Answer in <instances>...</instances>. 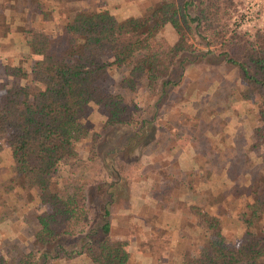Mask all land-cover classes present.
Instances as JSON below:
<instances>
[{"label": "trees", "instance_id": "trees-1", "mask_svg": "<svg viewBox=\"0 0 264 264\" xmlns=\"http://www.w3.org/2000/svg\"><path fill=\"white\" fill-rule=\"evenodd\" d=\"M10 1L4 9H30L45 21L49 5L61 0ZM240 1L152 0L123 19L108 9H71L63 21L68 34L64 51L52 49L44 23L22 28L24 45L35 56L29 67L2 65L0 153L8 154L10 169L0 185V221L11 217L10 193L26 195V202L36 197L44 208L29 228L30 244L0 239V264H48L80 254L89 264H128L129 242L112 232V220L128 200L113 191L120 190L118 179L130 189L132 182L148 178L162 190L155 198L158 207H174L187 191L198 196L189 207L203 227L196 234L201 241L181 264H264V24L238 29L231 15ZM165 24L173 28L175 40L154 48L152 41ZM211 65L224 69L210 71ZM191 68L201 74L189 77ZM228 69L244 87L225 83ZM213 82L218 86L210 91ZM222 85L227 89L223 94ZM140 86L147 95L137 102L127 92ZM192 89L199 95L195 100L186 98ZM231 94L257 104V122L249 128L246 146L220 122L221 102ZM184 100L194 108L192 123L184 124L181 115L164 121L167 109ZM91 103L106 111L98 129L84 121ZM113 128L128 130L125 141L100 149ZM185 134L196 167H178V152L171 151ZM83 140L93 173H74L69 165ZM135 149L138 157L127 154ZM142 158H147L142 166L136 165ZM213 175L220 179L208 191ZM197 184L204 192L196 193ZM92 186L103 196L99 210L90 200ZM236 203L243 205L237 218L245 232L232 243L220 212L227 205L235 209Z\"/></svg>", "mask_w": 264, "mask_h": 264}, {"label": "rangeland", "instance_id": "rangeland-1", "mask_svg": "<svg viewBox=\"0 0 264 264\" xmlns=\"http://www.w3.org/2000/svg\"><path fill=\"white\" fill-rule=\"evenodd\" d=\"M10 0H0L1 11H0V80L6 78L3 73L2 65L3 63H19L25 67H29L31 61L35 54H30L27 47L24 45L25 31L22 30L23 27H36L41 24H45V29L50 34V39L52 43V49L56 51H64L67 45L68 34L66 33L63 25V21L68 15L69 11L72 10H93V9H108L113 12L119 19H123L127 16L139 13L145 6H148L152 0H61L53 2L49 5L51 9L50 17L47 20H43L41 13H34L30 9L22 11L19 8H6L4 5H7ZM244 0H241L235 9L232 11L231 21L233 22V16L238 11V8L243 5ZM264 10L263 5L258 10V17L260 18L259 25L264 24ZM263 16V17H262ZM262 17V18H261ZM44 21V22H43ZM256 25L249 26L250 28L255 27ZM243 30V29H242ZM176 34L173 28L169 24H165L159 30L158 37L152 41V46L158 49H164L169 46L175 40ZM209 62L215 61V59L210 58ZM210 65V64H209ZM219 69L222 72L224 69L221 66L218 68L215 65H211V70ZM199 68L189 69L187 75L194 78L196 75H200ZM207 71V72H210ZM227 80L225 83L230 82V85H235L237 88L244 87V82L239 80L237 73L234 70H229L226 74ZM218 84L213 82L209 86V90H214ZM228 87V85H227ZM219 88V87H218ZM222 94L226 92L227 89L222 85ZM229 88V87H228ZM196 89H192L189 95L190 100H195L199 95L196 93ZM127 95L137 102H142L146 95L147 90L143 86L138 87L137 91L134 93H128ZM172 101L170 102V104ZM222 105H225L224 110L220 113V122L223 126V130L226 131L230 136L238 139L239 144L247 145L248 134L250 126L255 125L257 122V104L254 100L240 101L235 98V95L231 94L228 99L223 100ZM173 109H167V113L164 115V121L168 119H176L180 117L184 118V124L188 125L192 123L194 108L191 105L189 100H184L183 102L177 103L172 107ZM106 116V111L103 106L96 103H91L86 110V115L84 121L92 129L99 128V124L103 121ZM167 125L166 123H164ZM245 130V131H244ZM127 129L113 128L109 131L107 138H105L99 145V148L104 150L112 146V144L117 142H124L125 137L127 136ZM241 131V132H240ZM245 133H243V132ZM213 137V134H210ZM217 137V136H215ZM189 135L185 134L177 141L174 142V147L171 149L172 152H178L177 157H182V165H187L189 161V150L191 151L192 147L189 143ZM227 141H230L227 140ZM193 150V149H192ZM79 155L76 158L70 159V168L74 173H93L95 170L94 162L87 158L88 154V141L83 140L78 145ZM138 149L131 150L130 153H127L131 157H138L140 154ZM188 154V155H187ZM154 155V154H153ZM158 155L155 156V158ZM255 159H260L259 156L255 154ZM146 158H142L141 161L136 163L138 166H142ZM177 160V159H176ZM187 161V162H186ZM10 169V158L6 151L0 153V185L3 180L8 176ZM220 179V176L213 175L211 177L210 185L208 191H211L212 186L216 179ZM154 180V179H153ZM120 182V190H114L113 195L117 196L122 201H129L130 189L126 186V183L117 180ZM153 185V183H152ZM200 185L197 184L195 187L196 193L204 192V189H200ZM205 187V186H203ZM147 190V189H146ZM150 190V196L154 199L152 204L144 205L139 211L140 216H149L155 223V227L150 230L147 225H143V220L138 218H133L134 213L123 214V216H117L113 218L112 221L116 222L119 228L113 229V234L126 232L124 234L128 235L129 233L142 234L145 232L147 238L142 241L139 239L138 246L145 252L149 254L152 258V261L149 263L144 256L138 258V260L131 259L128 264H181L184 256H189L195 252L196 247L201 241L199 238H196V234L203 228L199 223V216L195 212H192L189 204L195 197V191H187L186 197L180 199L174 207L161 208L155 205L156 195H160L162 192L158 183L154 180V186ZM210 193V192H209ZM211 194V193H210ZM7 197V196H6ZM117 198V199H118ZM90 200L93 201L98 210L103 202V196L99 189H96L95 186H92L90 189ZM212 200V198H211ZM8 203L13 208L10 213L11 217H7L5 220L0 221V239H18L19 243L24 247L30 244L31 236L29 228L34 222L35 214L44 208V205L34 197L32 201L26 202V195L22 193H10L8 197ZM227 204V203H226ZM214 209H218L219 205L212 202ZM242 203L237 204L235 209L231 205L222 208L220 215L222 217L224 233L227 236V239L232 243H238L245 229L241 224L240 220L237 218L239 211L243 212ZM146 211L142 213V211ZM175 211L176 215L175 221H167L164 223V215L169 213V211ZM148 218V219H149ZM163 221V222H162ZM163 225H159L160 223ZM264 223V218L261 221V224ZM129 246L131 239H127ZM48 264H89V260L83 255H75L72 258H60L54 259L48 262Z\"/></svg>", "mask_w": 264, "mask_h": 264}, {"label": "crops", "instance_id": "crops-1", "mask_svg": "<svg viewBox=\"0 0 264 264\" xmlns=\"http://www.w3.org/2000/svg\"><path fill=\"white\" fill-rule=\"evenodd\" d=\"M189 156H190L189 161H188V163H186L187 165H182V157L178 156L177 160H176L177 166L178 167H181V166L182 167H188V166L189 167H196L194 151L192 149H191V151L189 150ZM142 181L143 182H139V181L132 182L131 187H130V197H129V201H128V206L126 209H118L117 210V216L120 217V216H123V214L128 215L129 213L132 212V213H134L133 218H136V215H138L137 217L141 218L143 220V225H147L150 228V230H153L152 227L153 228L155 227V224H157L158 220L157 221L155 220V223H154L153 220L151 219L152 216L148 219L147 216H143V215L140 216L139 214H137V213H139V211L141 210V208L144 205H146V204L150 205L154 201V199L149 195L150 194L149 189L152 190V186H154V180L148 178V179L142 180ZM152 183H153V185H152ZM180 199L183 200V198H181V197H180ZM176 216H178V213L176 215L175 211L171 210V211H169V213L167 211V213L164 215V223H167V221L168 222L169 221L174 222ZM116 222L114 223V221H112V231L114 228H119V226ZM159 225H163V223H160ZM124 233H126V232L120 231V233L118 232L116 234H113V236L116 238L131 239V241H130L131 245L129 246V244H128V250L130 252L131 259L135 258L136 260H138V258H141L142 256H144L147 260H149V263H150L152 261V259H151L152 257L149 254H145V252L140 248V246H138L139 239H142V241H143L144 239L147 238V234H145V232H142V234L138 233L136 235H134L135 233H129L128 235H126Z\"/></svg>", "mask_w": 264, "mask_h": 264}, {"label": "built area", "instance_id": "built-area-1", "mask_svg": "<svg viewBox=\"0 0 264 264\" xmlns=\"http://www.w3.org/2000/svg\"><path fill=\"white\" fill-rule=\"evenodd\" d=\"M262 5L264 7V0H244L243 5L238 8L232 19L236 22L238 29L245 30L249 29V26L259 25L261 21L257 12Z\"/></svg>", "mask_w": 264, "mask_h": 264}]
</instances>
